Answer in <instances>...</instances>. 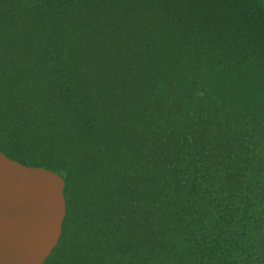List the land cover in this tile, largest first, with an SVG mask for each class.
Masks as SVG:
<instances>
[{
	"label": "trees",
	"instance_id": "16d2710c",
	"mask_svg": "<svg viewBox=\"0 0 264 264\" xmlns=\"http://www.w3.org/2000/svg\"><path fill=\"white\" fill-rule=\"evenodd\" d=\"M0 150L66 181L45 264H264V0H0Z\"/></svg>",
	"mask_w": 264,
	"mask_h": 264
},
{
	"label": "water",
	"instance_id": "95a60500",
	"mask_svg": "<svg viewBox=\"0 0 264 264\" xmlns=\"http://www.w3.org/2000/svg\"><path fill=\"white\" fill-rule=\"evenodd\" d=\"M66 181L0 150V264H45L67 212Z\"/></svg>",
	"mask_w": 264,
	"mask_h": 264
}]
</instances>
